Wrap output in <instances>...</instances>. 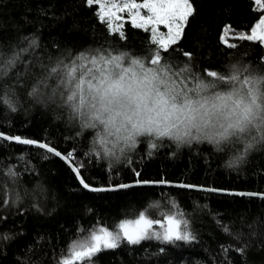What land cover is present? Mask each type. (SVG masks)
<instances>
[{"label": "trees", "instance_id": "obj_1", "mask_svg": "<svg viewBox=\"0 0 264 264\" xmlns=\"http://www.w3.org/2000/svg\"><path fill=\"white\" fill-rule=\"evenodd\" d=\"M188 1L181 36L163 48L150 26L126 19L115 30L89 0H0V131L50 144L93 186L171 181L264 193V42L250 36L264 6ZM117 63L164 70L154 75L174 92L164 130L121 127L88 96L123 80L109 74ZM141 217L177 232L122 237L67 264H264L263 197L170 186L94 192L50 151L0 137V264H65L76 242Z\"/></svg>", "mask_w": 264, "mask_h": 264}, {"label": "rangeland", "instance_id": "obj_2", "mask_svg": "<svg viewBox=\"0 0 264 264\" xmlns=\"http://www.w3.org/2000/svg\"><path fill=\"white\" fill-rule=\"evenodd\" d=\"M256 1L261 7L264 6V0ZM89 2L99 5L101 17L107 20L115 30L120 29L126 19H130L138 26H150L153 39L163 48H167L178 40L186 20L193 10L188 0H145L143 2L89 0ZM250 36L262 39L264 42V16L255 25ZM228 37V34L224 36L225 43H228ZM111 69L113 71L109 74L124 77L123 80L111 81L110 87L107 85V92H103L102 89H97L95 86L94 88L89 87L88 96L96 97L101 107L111 116L110 120L112 122L119 121L121 127L129 125L132 129L164 130L166 123L164 119L173 112L172 107L167 104V97H172L174 94L171 89L163 91L159 89V83L154 75L156 72L164 74V70L155 68L148 71L124 67L120 63L113 65ZM110 79L112 80V78ZM152 122L155 123L150 126L149 124ZM128 131L125 132L126 135ZM127 138H129L128 135ZM157 224L158 226H154L151 221L141 217L135 221H122L114 231L99 228L87 240L76 242L70 252V257L73 259L76 254L94 248L116 246L121 242L122 237L135 242L147 236L158 234L168 236L177 232L175 224L169 225L170 233L163 223L158 222Z\"/></svg>", "mask_w": 264, "mask_h": 264}, {"label": "water", "instance_id": "obj_3", "mask_svg": "<svg viewBox=\"0 0 264 264\" xmlns=\"http://www.w3.org/2000/svg\"><path fill=\"white\" fill-rule=\"evenodd\" d=\"M0 137L9 141H15V142H20V143H25L29 145H35L38 147H42L57 157H59L61 160H63L75 173L77 179L79 180L80 184L82 185L83 188L94 191V192H106V191H118V190H123L131 187H137V186H170V187H180V188H188V189H195V190H201V191H207V192H215V193H223V194H233V195H245V196H256V197H263L264 198V193H258V192H253V191H232V190H222V189H216L213 187H206V186H201V185H193V184H188V183H183V182H171V181H131L127 183H122V184H117V185H109V186H93L88 184L83 176L81 175L79 169L77 166L61 151L56 149L55 147L51 146L50 144L35 140V139H30L26 137H21V136H13L9 134H5L0 131ZM170 225V222L167 221V227ZM89 251L84 252V253H79L76 254L73 259L66 261L65 264L68 262H72L74 259H80L82 256L87 254Z\"/></svg>", "mask_w": 264, "mask_h": 264}, {"label": "bare ground", "instance_id": "obj_4", "mask_svg": "<svg viewBox=\"0 0 264 264\" xmlns=\"http://www.w3.org/2000/svg\"><path fill=\"white\" fill-rule=\"evenodd\" d=\"M246 34V33H245ZM249 34V33H248ZM234 35V34H233ZM247 35V34H246ZM250 72V71H249ZM67 90V89H66ZM71 104V103H70ZM77 104V103H76ZM77 108V107H76ZM210 115V114H209ZM105 117V116H104ZM111 117V116H110ZM115 118V117H114ZM244 118V117H243ZM199 121V120H198ZM112 122V121H111ZM200 123V122H199ZM224 123V122H223ZM208 125V124H207ZM242 125V124H241ZM200 126V125H199ZM221 126V125H220ZM202 128V127H201ZM224 128V127H223ZM233 128V127H232ZM106 129V128H105ZM216 129V128H215ZM192 130V129H191ZM239 130V129H238ZM246 130V129H245ZM112 131V130H111ZM130 132V131H129ZM195 132V131H194ZM216 132V131H215ZM218 132V130H217ZM216 132V133H217ZM220 132V131H219ZM241 132V131H240ZM192 133V132H191ZM202 133V132H201ZM113 134V133H112ZM215 134V133H214ZM243 134V133H242ZM21 135V134H20ZM117 135V134H116ZM223 137V136H222ZM236 137V136H235ZM229 138V137H228ZM115 140V139H114ZM201 141V140H200ZM176 145V144H175ZM101 230V229H100ZM159 240V239H158ZM71 252V251H70ZM66 254V253H65ZM70 254V253H69Z\"/></svg>", "mask_w": 264, "mask_h": 264}]
</instances>
